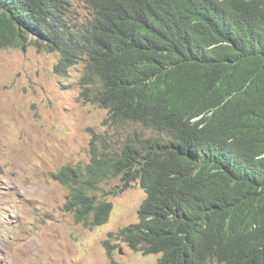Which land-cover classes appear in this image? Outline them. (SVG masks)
Returning <instances> with one entry per match:
<instances>
[{"label": "trees", "instance_id": "1", "mask_svg": "<svg viewBox=\"0 0 264 264\" xmlns=\"http://www.w3.org/2000/svg\"><path fill=\"white\" fill-rule=\"evenodd\" d=\"M231 1L234 45L259 53L251 30L264 28V0ZM196 10L193 0H0V49H24L35 36L38 47L59 55L58 77L82 67L78 101L107 111L109 131L90 129L88 162L51 175L66 188L64 209L76 224L92 230L108 222L113 206L104 184L119 179L123 192L138 182L145 193L138 222L111 239L143 255L160 254L155 264H264V248L249 242L264 234L253 240L248 232L233 234L242 224L232 219L249 197L246 206L264 208V181L256 190L212 171L203 150L216 140L183 121L190 114L181 109L201 100L174 84L176 76L221 74V56L231 49L220 32L209 61L178 56L191 40L206 46ZM231 79L236 84L237 68ZM159 83L169 87L166 105L154 98Z\"/></svg>", "mask_w": 264, "mask_h": 264}, {"label": "rangeland", "instance_id": "2", "mask_svg": "<svg viewBox=\"0 0 264 264\" xmlns=\"http://www.w3.org/2000/svg\"><path fill=\"white\" fill-rule=\"evenodd\" d=\"M30 39L24 49H0V264H155L160 254L108 236L138 222L145 199L138 182L123 192L119 179L102 186L113 209L92 230L64 209L67 190L51 175L88 162L90 129L109 131L107 111L78 101L80 65L58 77L59 55Z\"/></svg>", "mask_w": 264, "mask_h": 264}, {"label": "clouds", "instance_id": "3", "mask_svg": "<svg viewBox=\"0 0 264 264\" xmlns=\"http://www.w3.org/2000/svg\"><path fill=\"white\" fill-rule=\"evenodd\" d=\"M193 5L197 9L194 24L206 46L191 40V48L185 55L178 56L209 61L219 49L216 43L220 32H226L227 39L223 38L231 49L221 56V74L207 71L201 77L176 76L174 84L183 85L188 97L201 100L197 105L188 104L181 109L190 114L183 121L207 138L216 140L203 150L212 171L223 172L231 185L240 183L257 190L264 181V28H252L251 37L261 50L250 53L234 45L237 33L236 24L231 21L234 18L231 0H193ZM249 57L253 64L247 63ZM235 68L237 81L233 84L231 75ZM156 89L154 98L162 96V103L166 105L169 87L159 83ZM249 198L239 210H232V219L236 217L242 224L233 234L241 237L248 232L253 240L264 234V208L257 203L246 206ZM249 242L264 248V235Z\"/></svg>", "mask_w": 264, "mask_h": 264}]
</instances>
